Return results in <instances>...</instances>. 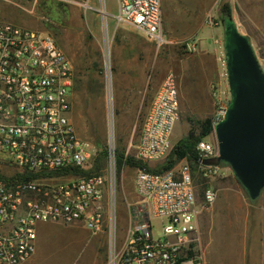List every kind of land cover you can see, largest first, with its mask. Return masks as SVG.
Wrapping results in <instances>:
<instances>
[{
    "label": "built area",
    "instance_id": "obj_1",
    "mask_svg": "<svg viewBox=\"0 0 264 264\" xmlns=\"http://www.w3.org/2000/svg\"><path fill=\"white\" fill-rule=\"evenodd\" d=\"M55 1L91 7L90 0ZM117 1L119 23L134 27L159 47L166 42L162 0ZM223 76L228 77L227 64ZM73 84V64L54 35L0 21V153L21 174H32L26 179L0 177V264H23L35 255L40 222L77 221L94 235L108 229L107 264H205L198 208L212 205L218 192L207 185L200 198L195 168L187 158L162 172L136 168L138 203L129 205V232L117 247L116 148L111 139L105 173H75L88 170L94 154L71 118ZM214 88L213 130L196 146L204 179L219 172L215 129L231 101L229 89L218 84ZM180 118L178 81L170 72L125 161L131 148L148 165L165 160L175 146L172 132ZM155 218L160 220L157 229Z\"/></svg>",
    "mask_w": 264,
    "mask_h": 264
},
{
    "label": "rangeland",
    "instance_id": "obj_2",
    "mask_svg": "<svg viewBox=\"0 0 264 264\" xmlns=\"http://www.w3.org/2000/svg\"><path fill=\"white\" fill-rule=\"evenodd\" d=\"M226 2L264 69V0H162L166 42L160 47L134 27L118 22L117 0H90L87 8L55 0H0V21L54 35L74 67L71 118L96 159L101 151L110 150L111 139L116 151L124 154L138 142L151 101L170 72L177 77L181 103L172 142L176 144L191 128L199 133L197 121L212 117L215 109L214 87L230 90L228 77L223 76L227 57L221 6ZM129 156L135 157L134 148ZM8 160L1 152L0 173L10 176L18 169ZM218 164V173L202 183L195 181L201 199L207 185L218 192L210 205L212 218L206 215L209 207L199 204L198 208L205 264H264V190L252 201L231 166ZM194 167L197 177L200 168ZM136 171L129 165L117 171V247L129 232L128 204L138 200ZM153 223L160 227L159 219ZM105 232L110 239L108 229ZM54 236L50 263L99 264L97 240L85 227L62 228ZM109 239L100 251L105 253L103 264L109 258Z\"/></svg>",
    "mask_w": 264,
    "mask_h": 264
},
{
    "label": "water",
    "instance_id": "obj_3",
    "mask_svg": "<svg viewBox=\"0 0 264 264\" xmlns=\"http://www.w3.org/2000/svg\"><path fill=\"white\" fill-rule=\"evenodd\" d=\"M225 50L231 101L216 125L215 163H228L256 201L264 190V69L233 17L225 19Z\"/></svg>",
    "mask_w": 264,
    "mask_h": 264
},
{
    "label": "trees",
    "instance_id": "obj_4",
    "mask_svg": "<svg viewBox=\"0 0 264 264\" xmlns=\"http://www.w3.org/2000/svg\"><path fill=\"white\" fill-rule=\"evenodd\" d=\"M221 11L224 14V20L227 17H232V6L229 2H226L221 6ZM197 122L199 127V133H196V131H194L193 128H191L188 134L185 137L181 138L175 144L173 150L165 159V161H163L161 164L157 165L156 167H150L148 164L143 163L142 161L136 159L133 156H129L125 161L124 159L125 154L123 152L116 151V162H117L118 170L121 171L125 164L134 168L144 167L152 172H162L173 168L176 164H178L181 160L185 158H187L194 167V164H197L199 159V153L196 149L198 142L204 139L205 137L209 136L213 130L211 117L198 120ZM108 160H109V151L103 150L96 159L95 158L93 159L91 169L81 170V171L77 170L75 171V173L77 174L104 173L108 167ZM222 163L229 165L224 161H222ZM194 168L196 169V167ZM28 176H32V174L30 173L21 174L18 170H16V172L10 176L0 173V177L5 179H16V178L26 179ZM196 178L201 183L202 181H204L201 172L197 175Z\"/></svg>",
    "mask_w": 264,
    "mask_h": 264
},
{
    "label": "crops",
    "instance_id": "obj_5",
    "mask_svg": "<svg viewBox=\"0 0 264 264\" xmlns=\"http://www.w3.org/2000/svg\"><path fill=\"white\" fill-rule=\"evenodd\" d=\"M136 203H138V200H135L134 198L133 202L129 203L128 205L131 206ZM211 206H209L210 211L208 210V208L206 209L207 218H209V216L212 218L211 214L213 213V208ZM75 226H83L90 232V230L86 227L85 223L81 221H77L71 224H64L59 222H40L38 224V240L36 253L30 260L23 264H52L50 263V261H48V255L51 251V248H53L56 244V236L54 235L56 233H59L62 228L72 229ZM90 234L91 236H93L92 238L97 240L95 255H102V257L99 258V264H103L105 259V253L103 252L104 254H101L100 251L105 247L106 240L109 238H107L106 232H102L97 235H94L90 232Z\"/></svg>",
    "mask_w": 264,
    "mask_h": 264
},
{
    "label": "bare ground",
    "instance_id": "obj_6",
    "mask_svg": "<svg viewBox=\"0 0 264 264\" xmlns=\"http://www.w3.org/2000/svg\"><path fill=\"white\" fill-rule=\"evenodd\" d=\"M105 13H107V12L105 11Z\"/></svg>",
    "mask_w": 264,
    "mask_h": 264
}]
</instances>
